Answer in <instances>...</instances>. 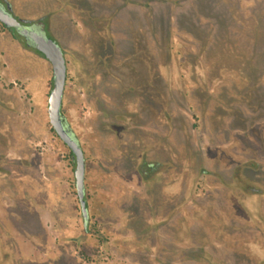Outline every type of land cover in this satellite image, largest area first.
Returning a JSON list of instances; mask_svg holds the SVG:
<instances>
[{
	"label": "rangeland",
	"instance_id": "rangeland-1",
	"mask_svg": "<svg viewBox=\"0 0 264 264\" xmlns=\"http://www.w3.org/2000/svg\"><path fill=\"white\" fill-rule=\"evenodd\" d=\"M44 1L16 0V3L22 11L33 13L41 9ZM93 1L102 7L114 5V0ZM115 5H119V0ZM156 6L153 29L150 25L148 29L144 27L145 25L148 27L147 22L144 21L145 13L133 11L132 14L127 13L125 16L123 15L126 13L125 9H120L122 12L116 17V28L121 27L126 20L128 34L132 35L133 41L124 48L106 51L111 53L109 58H113L112 62L116 61L117 65H108L106 62L110 60L104 59L99 54L97 46H93L94 57L88 65L90 70H94L96 74L99 73L96 83L100 86L110 85L115 88L121 86L120 90L111 92L109 90L107 97L103 98L99 106L104 112V118L100 119L102 121L99 123L101 129L99 131H103L104 135H100L96 129L97 114L89 101L90 98L77 96V93L72 92L76 88L75 83L67 84L64 113L86 151L91 230L95 233L93 236L85 237L82 251L86 255L82 259L86 262L82 264H134L128 256H124L127 250L121 228L116 221L121 217L119 202L123 193L126 189L133 187L136 182L135 180L128 182L115 166L105 164L100 159L102 154L106 160L123 163L128 172L133 169L136 157L148 148L147 144L151 145L154 142L156 147L162 148L163 143L166 142L169 145L167 141H170L169 147L177 148L186 164L196 157L192 139L188 137L191 128L190 118L178 114L174 105L173 125L169 123L165 135L157 136L147 129L130 131L128 128L129 123L135 121L142 122L144 125L148 122L159 126L165 125L168 119L166 111L157 115L153 114L154 110H150L148 114L144 109V103L146 105L148 103L149 106L163 105L159 99H164L166 91L167 95L181 98V91L176 81L177 73L173 76L174 80L168 77L171 54L167 48V40L171 28L184 29L192 33L197 40L196 49L188 53L187 60L190 65L186 61L184 52L187 48L194 47L195 40L192 36L185 32H176L169 47L172 57L180 64L182 75L179 79L180 84L186 89L191 85L193 87L191 94L197 92L196 96L194 95L195 98L199 94L196 98L198 111L204 119L207 118V113L204 115L203 107L205 104L210 105L214 102L210 111L212 131H216L218 125L221 129L226 117L232 115L233 125L238 123L241 118L239 112L244 103L264 113V14H262L264 0H167ZM58 31L66 30L58 29ZM92 39L93 37L87 38L86 47ZM0 49L1 52L4 50L2 54L6 58V63L1 64L3 69L7 67L12 75L31 78L30 87L34 100L18 89V86L10 84L14 78L8 77L7 70L1 73L5 80L4 78L1 80L3 88L0 90V150L7 149L9 140L17 145L16 148L23 150L28 148L26 155L32 154L38 169L48 176L49 180L46 178V181H50L52 194L48 202L58 218L57 225L62 231L59 232L60 236L63 239H70L67 235L80 233L82 218L75 189V164L69 149L51 129L48 116L46 92L48 81L53 74L52 65L39 55L3 37H0ZM64 51L66 56H70L71 50L64 47ZM99 58L102 60L100 61ZM202 63L209 68L208 76L211 79L215 75L218 79L221 73L228 69L236 70L239 75L229 78L219 87L215 97L211 98L204 94L206 88L202 90L198 85ZM70 64L71 75H75L76 66L73 63ZM175 66L173 65L174 72H176ZM162 69L163 72H160ZM161 73L163 80L158 75ZM228 74L231 75V73ZM172 80L174 84H171ZM154 95L158 97L157 102L152 97ZM241 121L245 128L250 126L247 120L241 119ZM198 134V136L203 135L200 132ZM105 137L108 138L107 140L109 138L112 140L102 142ZM219 148L224 149L227 154H234L237 149L232 147V140ZM251 152L257 156L259 154L254 150ZM12 164L17 165L15 162ZM261 181L264 183V177H261ZM13 185L18 190L19 208L23 217L21 225L41 235L42 225L38 215L36 212L33 214L29 205L32 204L31 199L44 200L45 188L40 185L39 180H34L32 177H23L20 181L15 179ZM156 186L161 188V184ZM47 188L50 190L49 185ZM167 198L168 195L162 191V188L161 192L158 189L155 191L154 203L147 201L137 191L127 192L123 196L121 206L130 215L122 226V230L136 231L141 227L145 228L147 224L155 225L163 221L169 216L165 202ZM68 227L72 228V232H63ZM158 228L161 229V234L173 230L172 225L168 223H160ZM154 234L153 246L157 238L156 232ZM99 238L107 242L99 244ZM150 239L149 237L144 242V238L137 237L132 241L130 250L140 260H145L147 257L142 250L144 245L149 244ZM66 248L70 254L73 253V247L66 245ZM28 264L33 263L28 262ZM47 264H62V262L50 260Z\"/></svg>",
	"mask_w": 264,
	"mask_h": 264
},
{
	"label": "flooded vegetation",
	"instance_id": "flooded-vegetation-1",
	"mask_svg": "<svg viewBox=\"0 0 264 264\" xmlns=\"http://www.w3.org/2000/svg\"><path fill=\"white\" fill-rule=\"evenodd\" d=\"M166 1L143 0L144 21L148 25V27L144 26L146 29L149 28V25L153 29L156 5ZM74 4L76 3L70 4L72 8L67 9L68 2L63 0H55V2L45 0L41 9L28 13L22 11L17 6L16 0H0L1 12L16 17L28 28L43 34L48 39H52L61 46L64 52L67 63V79L60 116L65 129L76 140L84 153V200L87 209V218H85L76 185V156L53 127L50 117L51 129L69 149L70 156L75 164V189L82 218V227L80 233L76 235H67L65 233L67 236H70V239H63L60 236L59 232L62 231L57 225L58 218L56 217V213H54V209L49 205L48 201L51 200L52 192L50 181H46L48 176L38 169L39 167L32 154L26 155L28 148H26L27 151L16 148L15 146L17 145L12 140H9V145L6 146L7 149L0 150V264H28V262L47 264L50 260H58L62 264H82L86 262V260L82 259L86 255L82 251L85 237L95 234L91 230L92 217L87 191L88 160L86 151L64 113V99L66 97L67 84L75 83L76 88L72 92L77 93L79 97L90 98L89 101L93 105L94 112L97 114L95 119L96 129L100 135H104L103 131H99L101 130L99 123L102 121L100 119L104 118V112L100 110L101 107L99 106L102 104L103 98L107 97L106 94L109 93V90L110 92L117 91L121 89V86L115 88L110 87V85H98L96 81L98 80L99 73L97 72L96 74L94 70H90L88 62L93 60V46L96 45L99 54L104 59L110 60L106 62L108 65L116 64V61L112 62L113 58H109L111 53L109 54L106 51L113 48H124L125 45L132 43L133 38L132 35L128 34L127 29L125 32L124 29H112V38L108 35V29H95L99 27V20L86 17L77 10V6ZM57 5L62 7V11L51 9ZM69 26L73 28V31L75 30L78 33L77 35L80 39L79 48L69 47L68 43L63 39ZM58 29H65L66 31L59 32ZM103 31L110 39V48L108 50L104 47L107 46V43L104 42L105 39L103 38L106 35L101 34ZM176 32H185L195 40L194 47L187 48L184 52L187 62V59H189L188 53L190 50L196 49L197 40L192 33L176 27L171 28L167 40V48L171 54L170 62L168 63V77L174 80L173 76L177 73L176 81L181 91V98L178 99L170 94L167 95V91L165 90L166 96L164 99H159L163 105L157 104L156 106V104H151V106L155 107L152 108L148 103L147 105L144 103V109L148 114H150V110H154L153 114L157 115L162 114V111H166L168 119L165 125L159 126L152 122L144 125L142 122L135 121L130 122L128 128L130 131L147 129L157 136L165 135V132L168 131L169 123L173 125L175 106L178 114L181 116L186 115L190 118L189 123L191 128L189 129V135H187L192 139L196 157L186 164L181 152L175 147L172 149L169 147L170 141H167L169 145L166 142L163 143L162 148L156 147L155 142L151 145L147 144L148 148L136 157L135 165L129 172L125 170L124 164H121L120 161L106 160L103 154L100 156V159L105 164L115 166L128 182H134V180L136 182L133 187L126 189L123 193L119 202L122 212L121 217L117 214L119 220L116 223L121 228V234L124 237V244L127 250L124 256H128L134 264H264V183L261 181V177H264V113L254 110V108L248 107L244 103L239 112L241 118L238 123L233 125L234 118L232 115L231 117H226L225 124L221 129V126L218 125L217 130L212 131L210 129V111L213 108L214 102H211L210 105L205 104V108L203 107L204 115L207 113V118L204 119L198 111L196 98L199 97V94L195 98L194 95L196 96L197 92L191 94L190 91L193 88L191 85L186 89L185 86L180 84L179 79L182 76L180 64L177 62V59L172 57L171 48L169 47ZM49 35L52 38L48 37ZM0 37L16 42V44L50 62L42 52L34 47L30 39L18 29L7 26L2 20H0ZM92 37L93 39L89 40V45L86 47L87 38L91 39ZM64 47L71 50L70 56H66ZM1 49L0 90L3 88L1 80L4 78V76H1V73L7 70L8 77L14 78L10 84L15 87L18 86V89L25 92L33 100L30 87L31 78H21L15 74L12 75L7 67L3 69L1 64L2 62L6 63V58L2 54L4 50L1 52ZM105 52L106 54H104ZM99 60L101 61L102 59L99 58ZM70 63L76 66L77 72L75 75H71ZM188 64L190 65L189 62ZM173 65H176V72L173 71ZM160 72H163V69ZM228 73H231V75ZM158 75L163 80L162 73ZM208 75L209 68L206 64L202 63V69L198 76V79H200L198 85L202 90L206 88L204 94L213 98L223 83L239 74L236 70L229 71L228 69L224 70L218 79L216 75L213 79ZM173 80L171 84H174ZM53 86L54 74H52V78L48 81L46 92L48 116L49 96ZM152 97L155 98L156 102L158 101L157 96L154 95ZM172 108L174 109L172 110ZM241 119L247 120L250 126L245 128L246 126L243 125ZM174 126H176L175 123ZM198 132L203 134H201L203 138L202 136H198ZM106 133L108 134V132ZM107 139L105 137V140L102 142L112 140V138ZM167 140L170 139L167 138ZM230 140H232V147H237L234 154H227L224 149L221 150L219 148ZM102 144L104 145V143ZM252 150L255 153L259 152L258 156L252 153ZM12 162L17 163V165L12 164ZM23 177H32L34 180H39L40 185L45 188L44 200L38 201L34 198L31 199V206L29 205L33 214L36 212L38 215L43 228L41 235L21 225L23 217L19 208L18 190L13 185V181L15 179L20 181ZM47 184L50 186V190L47 188ZM159 184H161L162 191L168 195L165 202L167 203V212H169V216L164 220L162 219L163 221L160 223L172 225L173 230L161 234V229L158 228L160 223H156L155 225L147 224L145 228L141 227L136 231H123L122 226L130 215L121 206L123 196L129 191H137L147 201H153L154 203L153 197L155 191L158 189L161 192L160 187L156 188V185ZM249 198H253L255 205H259V213L255 215L259 220L254 223V226L250 222V219L247 220L245 218L247 215L251 217V213L246 206V200ZM27 202L29 203L28 199ZM63 232H72V228L68 227ZM154 232H156L157 236L155 238V246H153ZM137 237L144 238V242L149 237L151 238L149 244L143 246L144 249L142 251L147 256L145 260H140L130 250L132 241ZM98 241L99 244H103L106 240L99 238ZM66 245L74 248L73 253H69Z\"/></svg>",
	"mask_w": 264,
	"mask_h": 264
},
{
	"label": "water",
	"instance_id": "water-1",
	"mask_svg": "<svg viewBox=\"0 0 264 264\" xmlns=\"http://www.w3.org/2000/svg\"><path fill=\"white\" fill-rule=\"evenodd\" d=\"M0 20L4 21L7 26L16 28L22 32L28 39L32 41L34 47L44 54V56L51 62L53 66L54 86L49 96V117L57 133L68 144L76 156V185L81 200L84 217L87 218L86 202L84 200V153L76 140L73 139L65 129L60 116L63 93L67 79V63L64 52L61 46L55 41L48 39L46 36L33 29L28 28L21 20H18L16 17L0 11Z\"/></svg>",
	"mask_w": 264,
	"mask_h": 264
},
{
	"label": "crops",
	"instance_id": "crops-1",
	"mask_svg": "<svg viewBox=\"0 0 264 264\" xmlns=\"http://www.w3.org/2000/svg\"><path fill=\"white\" fill-rule=\"evenodd\" d=\"M52 1L55 2V0ZM63 1L68 2L69 5L66 7L67 9L72 8L70 4L76 3L74 5L77 6V10H79L80 13L84 14L86 17H89L93 20L98 19L99 27L95 29H108L109 32L108 35L111 36V38L113 36L111 33L112 29H124L125 32L128 26L127 21L125 20V23L121 27L116 28V17H118V14L120 15V13L122 12L120 9H125L126 13L123 14L125 16L127 15V13L132 14L133 11L142 12V13L144 12L142 7L143 0H119V5H115L117 0H114V5L110 4L107 5L106 7L96 5L93 0H63ZM51 9L62 11V7L60 5H57ZM72 29L73 28L69 26V29L65 33L63 39L64 41H66V43H68L69 47L79 48L80 39L77 35L78 33L77 31L75 30L73 31ZM128 31L129 30L127 29V32ZM101 34L106 35V37L103 36V38L105 39L104 42L107 43V46L104 47L106 50H108L110 48L109 47L110 39L109 37H107V34L104 31ZM246 202H247L246 206L249 212L251 213V217L247 215L245 216V218H247V220L250 219V222L254 226L255 225L254 223L258 222L259 220L257 219V217H255V215L259 213V205H255V201L253 198H249L248 200H246Z\"/></svg>",
	"mask_w": 264,
	"mask_h": 264
}]
</instances>
